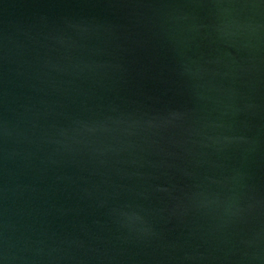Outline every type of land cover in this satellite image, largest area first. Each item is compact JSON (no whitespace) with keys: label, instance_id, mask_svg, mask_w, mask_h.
Segmentation results:
<instances>
[{"label":"water","instance_id":"water-1","mask_svg":"<svg viewBox=\"0 0 264 264\" xmlns=\"http://www.w3.org/2000/svg\"><path fill=\"white\" fill-rule=\"evenodd\" d=\"M0 264H264V0H0Z\"/></svg>","mask_w":264,"mask_h":264}]
</instances>
